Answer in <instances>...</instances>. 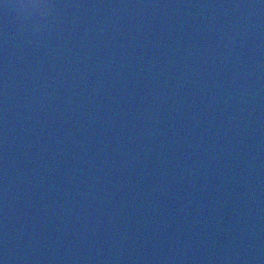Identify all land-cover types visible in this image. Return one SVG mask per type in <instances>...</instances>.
<instances>
[{
	"label": "water",
	"instance_id": "1",
	"mask_svg": "<svg viewBox=\"0 0 264 264\" xmlns=\"http://www.w3.org/2000/svg\"><path fill=\"white\" fill-rule=\"evenodd\" d=\"M0 264H264V0H0Z\"/></svg>",
	"mask_w": 264,
	"mask_h": 264
}]
</instances>
